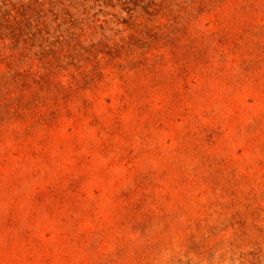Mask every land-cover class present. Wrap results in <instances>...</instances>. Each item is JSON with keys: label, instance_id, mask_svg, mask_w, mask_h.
Wrapping results in <instances>:
<instances>
[{"label": "rangeland", "instance_id": "1", "mask_svg": "<svg viewBox=\"0 0 264 264\" xmlns=\"http://www.w3.org/2000/svg\"><path fill=\"white\" fill-rule=\"evenodd\" d=\"M0 264H264V0H0Z\"/></svg>", "mask_w": 264, "mask_h": 264}]
</instances>
